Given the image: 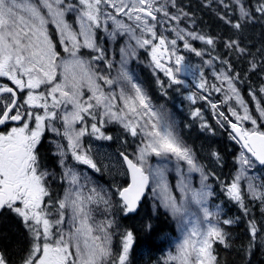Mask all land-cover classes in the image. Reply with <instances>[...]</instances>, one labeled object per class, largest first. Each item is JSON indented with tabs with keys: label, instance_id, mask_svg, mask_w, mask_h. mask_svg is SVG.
<instances>
[{
	"label": "snow or ice",
	"instance_id": "obj_1",
	"mask_svg": "<svg viewBox=\"0 0 264 264\" xmlns=\"http://www.w3.org/2000/svg\"><path fill=\"white\" fill-rule=\"evenodd\" d=\"M201 7L232 30L223 40L227 55L217 52L219 34L197 29L195 12L179 0H0V213L12 214L25 233L17 258L0 250V264H130L136 238L118 215L134 214L146 197L178 233L155 264H221L216 246H232L226 229L241 220L248 239L239 250L251 256L264 248V42L256 46L246 35L260 25L264 36V0H201ZM178 42L202 64L187 63ZM116 44L118 67L108 47ZM141 49L153 74L167 78L156 76L164 95L185 85L180 73L198 72L185 96L189 116L214 135L197 106L203 102L239 146L229 178L202 162L130 71ZM233 57L247 67L237 70ZM109 124L120 126L123 144L136 142L115 163L91 143L113 140ZM46 134L51 170L40 151ZM206 158L223 167L217 149ZM113 168L126 183L93 178ZM210 178L239 216L225 218L221 205H209L216 196Z\"/></svg>",
	"mask_w": 264,
	"mask_h": 264
},
{
	"label": "trees",
	"instance_id": "obj_2",
	"mask_svg": "<svg viewBox=\"0 0 264 264\" xmlns=\"http://www.w3.org/2000/svg\"><path fill=\"white\" fill-rule=\"evenodd\" d=\"M179 3L186 6L187 10L195 12V18L197 20L196 28L197 29H203L208 31L212 35L219 34L220 40L217 45V52L220 55H227L226 50L224 49L223 40L227 38L228 36L232 35V30L225 26L222 21H219L216 19V17L213 15L212 11L210 9H204L201 7V0H179ZM261 33V27L260 25H255L253 27H250L246 30V35H249V37L253 40V43L256 46H259L261 42H264V36L260 35ZM194 47L200 49L206 47L202 42L200 41H194L193 42ZM255 51V48L252 49ZM141 52H145L144 50H140ZM187 58H191L190 53L184 54ZM142 59L145 61L144 64L142 62H132V64H137L138 66L133 71L137 75L139 81L143 84V86L147 89L150 96L154 99L153 101H160L163 100L165 103L175 104V98L178 91L176 90L177 86H172L170 88H167V95H164L162 93V90L157 86L156 84V77L153 74V68L150 66V57L146 56L145 53H142ZM234 63L237 65V70H242L243 68H246V63H242L240 61H235V58L233 57ZM158 76L161 80L167 84V78L164 77L163 73H158ZM192 81H194L192 79ZM251 83L253 85H259L260 81L256 75H252ZM242 91L244 92L245 97H247V84L241 85ZM208 108V107H203ZM209 109V108H208ZM176 112H179L178 109ZM209 113V111H207ZM180 113V126L181 129L185 125L184 124L185 118L183 116V113ZM213 126L219 127L214 122ZM115 125V124H112ZM250 126V125H249ZM116 130L121 134L124 135L122 129L118 126H115ZM221 129V128H220ZM189 131H185L184 135L191 139L192 135ZM198 137V136H197ZM199 141H204L205 147L208 148V150L211 149V144L209 140L198 137ZM193 143L197 146L196 140H193ZM213 144L214 149H217L220 154L224 157V164L223 167H217L213 168L217 175L220 176L221 179H226L230 177L231 172L234 170V163H233V157L237 154L239 151V146L236 145L234 142L230 141L228 138L227 131L224 129L219 130L217 134L213 138ZM127 146L129 147V144L127 143ZM202 156V155H200ZM51 159V157H49ZM218 184L215 182V186L217 187ZM212 201L210 202L213 207L217 205V202H219V205L222 207L223 214L225 218L227 217H235L239 216L240 212L238 208L229 203L226 202L223 198H217L212 197ZM223 200V202H220ZM148 199L147 197L144 198V201L141 205L140 210H138V213L134 216H127L125 217V223L126 228H130L134 232L135 236V243L133 246V253L132 259H130V264H155L157 259L162 256L163 246L167 242V240L170 237L175 236L174 234V228L173 226L168 222V218L165 214H163L160 210H155V212L151 213L148 211ZM255 214L259 218L257 209L255 210ZM151 225V229L147 227L148 225ZM230 233V243L231 247L229 249H224L222 246L217 245V253L219 255V259L221 261V264H258L256 261L258 260L260 264L264 263L260 261L261 257L264 258V248L259 247L258 251H253L252 254H255L257 259L253 258V255L247 256L244 252L240 251V246L242 244H246L248 239V233L246 230V223L241 220L240 223L234 224L226 229ZM16 228L14 227H8L5 229L4 236H7L8 243L7 246L10 248V251L16 254L17 249L22 247L21 241L19 240L20 237L16 233Z\"/></svg>",
	"mask_w": 264,
	"mask_h": 264
},
{
	"label": "rangeland",
	"instance_id": "obj_3",
	"mask_svg": "<svg viewBox=\"0 0 264 264\" xmlns=\"http://www.w3.org/2000/svg\"><path fill=\"white\" fill-rule=\"evenodd\" d=\"M122 42H123V41H121V43H122ZM178 44H180V52H181L183 55L186 54L187 51L184 50V49L182 48V42H178ZM108 47H109V49H110V53H109L110 58H111L112 55H113L111 49L114 48L115 60L117 61V65H116V66L118 67V66H119V59H120V54H119V47H120V45H119V44H116V45H114V46H113V45H108ZM141 50H143V49H141ZM142 53H145L146 56H149V55H148V52H146V51H145V52H141L140 50H138V59H133V60H131L130 63H129V65H128L130 71H131L135 76H137V75H136L135 72L133 71V68L135 69L138 65H137V64H134V65H133L132 62H134V63H136V62H142V64H144L145 61L142 59ZM188 53H190L192 56H191V58H187V57L185 56V57H186V62H187V63H189V64H191V65H193V66H199V65L202 64V60H201L200 57H196V56H195L193 53H191V52H188ZM205 71H207V72L209 73V76H210L211 69L205 68ZM191 72H192L191 75H193L192 77L194 78V81H192V79H188V77H186V75L183 76V75H181V73L179 74L180 78L183 79V80L185 81V85H183V86H179V87H180V91L176 94V98L174 99L176 105H174V104H170V103H165V101H163V100H160V101H158V102L153 101V103H154L155 105H157V106L163 105L164 108L168 110V112L171 114L172 118L175 119L176 124H177V127H178V129L182 132V135H183V138L185 139V141H186L188 144L193 145V146L195 147V149L197 150V153H198L199 156L202 155V156H200L202 162L209 163V167H210V168H216L215 165H212V164L207 160V158H206V152L209 151V150H208L207 147H205L204 141H199V140H198V139H199L198 137H203V138L209 140V142H210V144H211V146H210L211 149H212V148H215V147H214V144H213V138H214V136L217 134V132H219V130H221V129H220V127H215V126H213V123H211V122H214V123L216 124V121H215V119H213L212 111H211L210 108H209V109H208V108H205V109H204L203 107H206V106L204 105L203 102H199V103L197 104V106H198V107H201V108L204 110V117H205L206 120H208V122H209V123L212 125V127L215 129V134L212 135V134H210V133H208V132H202V131L200 130L199 126H198L199 122H198V121H197V122H193V121L191 120V118H190V116H189L190 102H189L188 100L185 99V96H186V94H187V92H188L189 90H191V89H193V88L195 87V81H196V78H197V76H198V72H197V71L193 70V71H191ZM158 73H159V71L157 70L155 77L158 75ZM113 75H115V70H113ZM210 78H211V77H210ZM149 95H150V94H149ZM213 99H219V95H218V94H214V95H213ZM152 100H154V99L152 98ZM177 109H178L179 112L183 113V116H184V118H185L184 124H185V123H186L187 125L191 124V127H185V128L183 127V128L181 129V126H180V124H179V122H180V120H181L180 117H179V116H180V113H179V112H176ZM223 110L226 111V109H223ZM207 111H209V113H208ZM216 125H217V124H216ZM115 126L120 127V126L117 125V124H115V125L109 124V125L107 126V128H106L107 133H109V134H111V135L113 136V140H111V141H95V140H92V141H91V143L93 144V146H94L95 148H98L101 152H103L104 154H106L107 156H109V157L112 158V161H111L112 163H115V162L119 159V157H118V155H117L119 151L127 150L128 152H132V151L135 150V144H136V142L133 141V139H132L131 137H128V144H129V147L127 146V144H123V143H122V139H123L124 135H121V134L115 129V128H116ZM247 126H248V127H251V125H250V126L247 125ZM189 128L191 129V130H190L191 134H193L192 137H191V139H188V138L184 135V132H185V131H189ZM197 136H198V137H197ZM193 140H196L197 146L193 143ZM87 142H88V140L86 139V143H87ZM49 148H50V146H49ZM152 162L155 163V159H153ZM48 163H49V169L51 170V169H52V166L54 165V159L51 158V160L48 161ZM56 170L59 171V169H56ZM112 173H113L112 175H108V174L97 175V174H94V173H93V178H94L95 180H97V181H98L99 183H101V184H110V183H112L114 180H115V182L122 183V184L127 182L128 178H127V177H121V176L119 175V173H118L117 168H113V169H112ZM215 182H216V181H215L214 179H212V178L209 179V183L213 185V188L215 189V192H216V196H214V197L225 199L224 196H223L222 194H220L219 186L214 187V186H215ZM56 187H57V185L54 184V185H53V188L55 189ZM211 198H212V197H211ZM211 198H210V200H209V205H210L211 207H213V205L210 203V202L212 201ZM147 199L149 200V201H148V209H149L148 211H150L151 213L155 212V209L153 208V202H152V200L149 199V198H147ZM220 202H223V200H221ZM226 202H227V201H226ZM217 205H219V202H217ZM214 208H215V206L213 207V209H214ZM159 210L164 214L163 209H159ZM257 212H258V215H259V210H258V209H257ZM167 218H168V217H167ZM168 222L173 226L175 236L170 237V238L167 240V242L164 244L165 246H163L164 248H163V251H162V255L172 247V245H173V243H174V241H175V239H176V237H177V235H178V233H177L176 230H175V226H174L173 222H172L169 218H168ZM115 243L118 245V239H117V242L115 241ZM258 249H259V247L253 249V251H258ZM132 253H133V251H131V254H132ZM131 254H130V259H132V255H131ZM255 254H257V253H255ZM255 254H252V255H253V258H254V259H257V258L255 257V256H256ZM263 254H264V251H263ZM160 257H161V256H160ZM263 259H264V258L261 257L260 261L263 262ZM256 262H257L258 264H260V262H259L258 260H257ZM263 264H264V263H263Z\"/></svg>",
	"mask_w": 264,
	"mask_h": 264
},
{
	"label": "flooded vegetation",
	"instance_id": "obj_4",
	"mask_svg": "<svg viewBox=\"0 0 264 264\" xmlns=\"http://www.w3.org/2000/svg\"><path fill=\"white\" fill-rule=\"evenodd\" d=\"M0 130H3V129H0ZM48 139H49V134H46L44 139H43L42 145L40 147L42 157L46 161L51 160L49 158V157H51V150L49 148ZM118 219H119V223L122 225V227L126 228V224H124L125 223V217L122 214H119ZM8 227L16 228V230H17L16 233L20 237L19 240L21 241V244L24 246V244H25L24 229L20 225L19 221L16 220V218L12 214L5 211L3 213H0V250H3L6 253V255H8V257L11 261H14L17 258V256H16V254H14L13 252L10 251V248L7 246L8 238H7V236H4L5 229H7ZM116 242H117V240H116Z\"/></svg>",
	"mask_w": 264,
	"mask_h": 264
},
{
	"label": "water",
	"instance_id": "obj_5",
	"mask_svg": "<svg viewBox=\"0 0 264 264\" xmlns=\"http://www.w3.org/2000/svg\"><path fill=\"white\" fill-rule=\"evenodd\" d=\"M192 74V72L190 71L188 74H185V73H181V75H183V76H185L186 75V77H190V76H192L191 75ZM140 207V206H139ZM139 209V208H138ZM134 214H136V212L134 213Z\"/></svg>",
	"mask_w": 264,
	"mask_h": 264
}]
</instances>
